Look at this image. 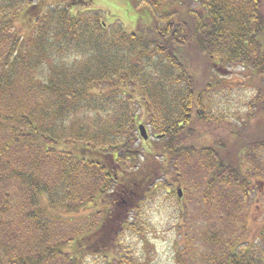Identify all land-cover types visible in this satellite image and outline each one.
Here are the masks:
<instances>
[{"label":"trees","instance_id":"1","mask_svg":"<svg viewBox=\"0 0 264 264\" xmlns=\"http://www.w3.org/2000/svg\"><path fill=\"white\" fill-rule=\"evenodd\" d=\"M112 2L136 31L115 14L107 25L90 0H0V264H84L98 231L109 246L115 230L108 191L156 197L168 172L192 177L191 211L176 217L204 224L174 264H264V234L249 240L242 223L246 183L264 184L262 0ZM232 75L253 93L236 120L219 102L241 89ZM170 188L166 198L186 195ZM210 211L222 231L205 225ZM133 227L123 217L117 250Z\"/></svg>","mask_w":264,"mask_h":264},{"label":"rangeland","instance_id":"2","mask_svg":"<svg viewBox=\"0 0 264 264\" xmlns=\"http://www.w3.org/2000/svg\"><path fill=\"white\" fill-rule=\"evenodd\" d=\"M50 1V0H49ZM92 2L93 9L99 10L102 17L101 20L107 25L111 24L114 21V17L112 19L113 14L117 15L124 25L131 31H136L137 28L134 25L133 19H129L127 16H124L122 13L123 9H120L119 3L112 2V0H90ZM82 3V2H81ZM121 4V3H120ZM263 4V11H264V0H262ZM91 5V6H92ZM80 6V4L78 5ZM86 8V6L81 5L79 8ZM27 20H22L20 24L24 26V28L28 27ZM193 61V59H191ZM196 64L199 65L197 62ZM199 69V68H198ZM232 71L238 72L241 71L240 69H234ZM204 75V74H203ZM198 76V74H197ZM228 80L237 81V84H240L241 89L240 91L231 90L232 94L228 98H220L219 102L221 105L225 104L226 101H228V107L232 106L233 108V116L234 120H236V114L238 115H244L245 111L247 110V106H241L243 102H239V99H250L252 91L250 92L251 86H249L247 83L243 85L244 79L243 77L232 75L231 78ZM235 81V82H236ZM253 81L256 83L257 87L259 86L260 82L256 79H253ZM251 82V81H248ZM233 84V83H232ZM233 88V87H232ZM238 89V88H237ZM222 94L215 95V97H221ZM218 100V99H217ZM241 101V100H240ZM235 105V108H234ZM263 108V107H262ZM263 111V109H262ZM230 115L231 113L226 110ZM236 113V114H235ZM254 113V112H253ZM245 117L239 121H237L238 126H242V120H244ZM233 120V121H234ZM262 121V114L256 115L253 117V119L248 124L249 131L255 130L257 131ZM235 123V121H234ZM145 125V124H144ZM148 129V126H146ZM225 128V127H222ZM219 136L221 138H224V132L226 130H218ZM262 131V126H261ZM148 134H150V131L147 130ZM138 137L141 138L140 134L138 133ZM232 139V138H231ZM157 164L159 162L150 163L149 165L152 168V170L157 169L159 172H161L162 168L158 169ZM161 164V163H160ZM136 171H138L137 168L135 170H129L128 176L132 178V180H136V178H139ZM169 178H166V181L164 182L163 177H161L162 184H158L157 189L159 190V193L154 196H150L153 192H150V195L148 196V193L146 190H143L141 188L135 187L134 194L135 195H127L126 199H122L121 197H118V193L115 190L108 191V194L110 198L109 203L110 205L114 202V215L112 216L113 219L112 227H115V230L111 235L110 239V245L108 246V243L104 242L101 239V236L103 235V232L98 235L96 234L95 237H98V243L101 248H95L93 252L90 255H87L84 261V264H174V257L176 256L175 251L177 250V246H181L184 242V237L186 236H194V234H201L204 231V224L200 223L203 216H199L197 212L188 214H185L184 217L181 219H178L176 217V213L178 212V206H180L181 209H183L184 213H189L191 211L192 207H189L185 209V206H189L192 204V201L189 200V191L190 190V184L189 181L191 180V176L188 175V183L181 180V183L175 180L174 177H172V174L168 172ZM158 176V175H157ZM155 181V180H153ZM254 191H250V188L252 189V186L250 184L246 183V186L244 187L247 191L248 190V196L247 198L243 200V205L245 208V215L243 217L242 223L243 226L246 227V235L245 237L249 240H254L260 232H262V235L264 234V195L259 192L262 191V188L264 187V184L262 183H254ZM163 185H165V190ZM172 185V186H171ZM234 185V184H233ZM146 187V186H145ZM176 190L177 187H181L186 195L180 200L177 201L175 196V192L173 193V196L165 197L164 191L168 189L169 192H171V188ZM147 188V187H146ZM163 188V189H162ZM188 188V190H187ZM148 189V188H147ZM117 190V189H116ZM187 190V191H186ZM199 189L195 187V192H198ZM164 193V194H163ZM236 193V192H234ZM168 196V195H167ZM125 201V202H123ZM106 204V203H105ZM101 206H104L103 204ZM113 205H111L112 207ZM85 212L80 211V216L84 215ZM79 214V213H78ZM212 214V215H211ZM76 215V214H75ZM204 223L205 225L213 230V231H222V223L221 220L218 219L220 217L219 213L218 216L213 212L210 211V213H205ZM78 216V215H76ZM123 217L128 220H131L134 222V227L130 232H127L126 234H122V237H120L121 244H123L121 250H117L115 247L116 243V237L117 232L120 230L121 224L123 222ZM234 220V219H233ZM236 223L238 224L239 218H236ZM110 226V225H109ZM108 226V227H109ZM111 228V227H110ZM224 233V232H223ZM206 234V233H205ZM264 236V235H263ZM102 240V241H101ZM98 246V245H96ZM107 261L109 263H107Z\"/></svg>","mask_w":264,"mask_h":264},{"label":"water","instance_id":"3","mask_svg":"<svg viewBox=\"0 0 264 264\" xmlns=\"http://www.w3.org/2000/svg\"><path fill=\"white\" fill-rule=\"evenodd\" d=\"M139 131H140V134L142 135L143 138L147 137L146 131H145V127L143 125L139 126ZM178 194H179V196L181 195V190L180 189H178Z\"/></svg>","mask_w":264,"mask_h":264}]
</instances>
